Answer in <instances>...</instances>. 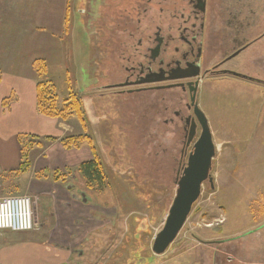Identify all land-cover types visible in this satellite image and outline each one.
<instances>
[{
	"label": "rangeland",
	"instance_id": "374dc122",
	"mask_svg": "<svg viewBox=\"0 0 264 264\" xmlns=\"http://www.w3.org/2000/svg\"><path fill=\"white\" fill-rule=\"evenodd\" d=\"M87 1L85 5L86 0H0V104L4 113L29 98L30 87H34L31 78L37 82L38 67L46 64L61 107L64 108L65 100L68 104H73L74 99L81 101L83 115L88 119L82 127L77 115H68V111L66 121L51 119L65 123L69 129H61L60 122L54 121L51 129L41 127L45 132L40 136L14 135V130L7 132L12 122L0 114V198H31L37 209L34 215L37 229L41 197L29 191L33 179L45 178V172L48 175L55 170L46 166V170L38 172L41 167L37 168L35 161L39 160L38 156L42 160L47 158L52 167H63L56 168L62 173L75 169L85 159L81 150L91 153L87 140L80 149H68L58 139L89 134L108 167V187L95 195L84 193L89 206L95 202L99 211L98 215L90 214L92 222L87 224L86 242L68 260L69 264H218L221 258L230 257L261 264L264 261V89L234 77L208 76L202 81L198 102L216 146L211 171L214 187L208 181L203 185L177 240L165 254L155 256L152 245L164 227L176 195L177 179L183 171L178 167L182 136L173 133L172 124H164L173 116L163 115L161 98L158 100L151 93L131 95L105 90L104 87L123 78L111 68L123 66V61L117 56L113 60L111 55H101L99 14L112 21L114 17L124 18L125 13L119 9L122 6H113L119 0H100V3L94 0V6ZM160 19L155 16L157 22ZM144 27L142 20V30ZM117 30L118 39L122 29L117 27ZM261 42L236 59L248 67L244 69L246 75L256 74L259 68L264 77ZM177 93H164L169 107L172 102L168 100H174ZM70 129L74 132L69 133ZM48 134L56 141L46 140ZM49 147L45 157L43 151ZM187 160L188 157L183 167ZM70 185L75 187L71 191L76 189L77 195L86 190L78 176L71 179ZM67 189L68 186L64 188ZM89 206H84L83 217L92 212ZM221 221L224 223L218 225ZM37 236L45 239L44 242L50 241L48 234ZM49 251L47 256L42 254L43 260L46 264H57L63 252L57 250L54 259V250Z\"/></svg>",
	"mask_w": 264,
	"mask_h": 264
},
{
	"label": "flooded vegetation",
	"instance_id": "af4514ba",
	"mask_svg": "<svg viewBox=\"0 0 264 264\" xmlns=\"http://www.w3.org/2000/svg\"><path fill=\"white\" fill-rule=\"evenodd\" d=\"M94 4L90 0V5ZM113 6H122L119 9L126 16L108 21L99 14V51L113 60L121 58L122 70L120 64L111 68L123 78L104 88L118 94L151 93L161 98L163 115L173 116L164 124H172L173 133L182 136L178 165L181 172L202 132L194 115L189 84L198 83V101L202 81L208 76L244 79L264 89L263 72L257 68L256 74L246 75V66L236 61L261 41L264 56V0H119ZM156 15L161 18L158 22ZM117 27L122 29L118 39ZM168 91H178L174 100H168L171 107L164 95Z\"/></svg>",
	"mask_w": 264,
	"mask_h": 264
},
{
	"label": "crops",
	"instance_id": "0c3cea01",
	"mask_svg": "<svg viewBox=\"0 0 264 264\" xmlns=\"http://www.w3.org/2000/svg\"><path fill=\"white\" fill-rule=\"evenodd\" d=\"M31 81H33L34 87H30L29 98L24 103L16 104L14 109L12 108L10 111H6V113H4L5 109L0 104V114L3 118L10 120L13 125L7 132H12V130H14V135L33 133L40 136L43 132H45L44 128L41 127L51 129L55 124L54 121L57 120L48 117L46 118L38 112L36 89L37 82L33 78H31ZM59 122L57 123H59L61 129L64 127L69 129L68 126H65V123L61 121ZM211 129H213L212 125ZM68 132L73 133L74 131L70 129ZM46 136H50V134ZM49 150L50 147L43 151L45 157L47 156ZM84 150H81V154L85 157L84 161H88L90 160V157L92 158L91 153H89L88 150ZM38 158L39 160L35 161L36 167H41L38 168V172L46 170V166H49L50 170L63 168L58 166L54 168L52 167V164L48 162L47 158L45 160H42L41 156H38ZM40 178L43 180L33 179V183L31 185L33 187L29 191L32 195L40 194L41 197L40 203L42 204L39 205L40 217L38 216L37 220L38 228L35 231L25 233L3 232L1 235L2 238L0 237V264H46L47 262L43 260L44 257H42V254L47 256L50 253L49 249L54 250V259H56L57 250H61L63 254H59L60 257L58 258L57 264H65L66 261H70L73 258L75 251L77 249H81L80 246L82 247L83 243L86 242V234H88L87 224L92 222L90 217L92 215L90 214H97L99 211V205L97 206L94 202V205L92 204V206H89V201L87 203L83 202L80 195L76 194V189L71 191L72 188L75 187H68L67 191H65L64 188L68 186L67 184L55 182L43 177ZM84 206H89V209L92 211L87 212V218L86 216L83 217ZM36 210V206H34V213H36ZM94 216L96 218V215ZM243 216L245 219L248 218L246 217L247 215ZM41 233L45 236L48 234L50 241L47 239V241L44 242L45 239L37 236V234ZM33 236L38 237V239ZM57 247L59 249H57ZM202 254L204 255L203 252L201 255ZM80 255H82V252ZM218 264L260 263L238 261L230 257L227 260H223L221 258L218 261ZM261 264H264V261Z\"/></svg>",
	"mask_w": 264,
	"mask_h": 264
},
{
	"label": "water",
	"instance_id": "95a60500",
	"mask_svg": "<svg viewBox=\"0 0 264 264\" xmlns=\"http://www.w3.org/2000/svg\"><path fill=\"white\" fill-rule=\"evenodd\" d=\"M189 85L192 93L194 115L202 132L195 141L193 151L188 156L187 164L177 179V191L172 206L166 217L164 227L156 236L152 245V252L155 256L165 254L174 243L183 229L193 205L198 201L203 185L208 181L214 187L211 171L216 156V146L208 119L200 109L198 100H196L198 83ZM192 140L193 138H190L189 143ZM81 196L83 202L87 203L86 195L83 193Z\"/></svg>",
	"mask_w": 264,
	"mask_h": 264
},
{
	"label": "trees",
	"instance_id": "16d2710c",
	"mask_svg": "<svg viewBox=\"0 0 264 264\" xmlns=\"http://www.w3.org/2000/svg\"><path fill=\"white\" fill-rule=\"evenodd\" d=\"M39 78L37 79L36 89H37V108L38 112L48 118H60L62 121H66V117L70 114H75L80 119V124L85 127V121H88L83 115V110L81 106V101L74 99L73 104H68L67 100L64 104V108L61 107L55 95L54 82L48 77L46 64H41L38 67ZM66 111V113H65ZM69 111V112H68ZM68 112V115H67ZM68 118V117H67ZM46 140L56 141L55 138L45 137ZM65 148H81L82 143H86L90 147L92 158L88 161H84L75 169H66V172L62 173L60 170H55L52 172H45V179H50L55 182H61L67 184L71 187L70 181L74 176H78L84 181L85 194L86 192L98 194L102 193L108 187L107 174L108 167L104 164L102 157L95 146L92 138L89 134L85 135H70L63 139H58ZM20 144L21 141H19ZM26 163V162H24ZM22 163V166L24 165ZM22 172H25L22 167L20 168ZM48 177V178H47ZM70 178V179H69ZM87 196V195H86Z\"/></svg>",
	"mask_w": 264,
	"mask_h": 264
},
{
	"label": "built area",
	"instance_id": "2783aa9c",
	"mask_svg": "<svg viewBox=\"0 0 264 264\" xmlns=\"http://www.w3.org/2000/svg\"><path fill=\"white\" fill-rule=\"evenodd\" d=\"M224 222H217L218 225ZM34 203L26 196L0 198V233L35 230Z\"/></svg>",
	"mask_w": 264,
	"mask_h": 264
},
{
	"label": "bare ground",
	"instance_id": "6f19581e",
	"mask_svg": "<svg viewBox=\"0 0 264 264\" xmlns=\"http://www.w3.org/2000/svg\"><path fill=\"white\" fill-rule=\"evenodd\" d=\"M34 215H35V213H34ZM35 226H36V224H35ZM181 231H182V230H181ZM181 231H180V232H181ZM158 234H159V233H158ZM158 234H157V235H158ZM176 240H177V238H176ZM176 240H175V241H176ZM175 241H174V242H175Z\"/></svg>",
	"mask_w": 264,
	"mask_h": 264
}]
</instances>
